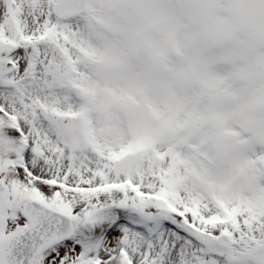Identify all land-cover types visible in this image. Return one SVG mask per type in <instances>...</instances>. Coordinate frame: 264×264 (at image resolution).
Here are the masks:
<instances>
[{"label":"snow or ice","instance_id":"1","mask_svg":"<svg viewBox=\"0 0 264 264\" xmlns=\"http://www.w3.org/2000/svg\"><path fill=\"white\" fill-rule=\"evenodd\" d=\"M0 264H264V0H0Z\"/></svg>","mask_w":264,"mask_h":264}]
</instances>
